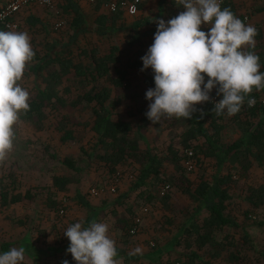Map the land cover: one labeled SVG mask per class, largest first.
Masks as SVG:
<instances>
[{
  "label": "trees",
  "instance_id": "1",
  "mask_svg": "<svg viewBox=\"0 0 264 264\" xmlns=\"http://www.w3.org/2000/svg\"><path fill=\"white\" fill-rule=\"evenodd\" d=\"M96 2L106 11L95 18L97 33L104 35L125 27L129 36L128 45H140L143 37L155 32V19L158 20L161 16L135 18L125 24L123 8L117 7L115 11H109L104 8L103 0ZM165 2L166 0H159V6L163 7ZM58 7L60 15L67 18V38L62 40L48 36L42 39L39 48L32 47L35 56L23 77H32L33 85L28 101L30 110L21 114L20 119L34 131H41L45 120L54 116L56 127L61 132L60 139L79 144L81 138L75 136L74 130L68 127V112L69 109L89 112L92 120L84 126L89 127L91 132L92 154L95 152L98 159L111 170L127 160L138 164V172L129 189H138V196L148 201L150 198L160 197L161 186L169 183L160 199L164 201L171 198V191L174 190L186 197L190 206L184 205L179 210L181 218L172 242L181 251L177 250L174 261L166 264H249L251 258L264 259V250L258 247L247 231H243L239 239L234 238V232L227 231V228L238 226L228 210L232 203L229 192L231 182L235 177L247 178L254 167L264 171V90H254L245 97L241 110L229 116L226 112L217 115L214 111V103L222 98L214 88L210 93V101L195 105L196 111L190 119L175 118L182 126L179 133L182 150L180 152L169 145L167 155L161 158L151 149L140 146L143 138L141 131L147 128L145 109H142L143 117L138 124V131L133 130L129 121L113 118V107L126 97L125 92L130 88L129 70L137 69L140 72L147 90L155 87L153 70L147 68L141 71L144 51L138 50L136 58H129L122 55L115 45L104 55L99 54L96 48H74L79 35L87 31L88 20L76 0H63ZM225 7L238 18L231 0H222L221 8ZM239 18L242 19L241 16ZM118 19L122 21L116 26ZM24 24L31 31L39 24L45 27L44 21L35 15L24 18ZM255 28L258 34L255 37L254 51L260 58V71L264 72L263 32L259 26ZM3 30L0 27V31ZM100 79L107 82L102 83ZM213 97L215 100H212ZM250 98L255 99L252 107L247 104ZM229 124L235 125L238 135L231 141H225L223 130ZM80 148L82 150L83 147ZM189 151L192 152L190 156L187 153ZM166 158L173 163V173L170 176L164 175L163 164ZM201 159L212 161L213 174L206 176L201 173L198 178L190 179L185 173L186 161L193 163L194 160L198 163ZM62 163L70 169H78L70 158L62 159ZM70 181L66 176L54 175L52 185L43 186L41 192L45 191L50 199L57 191L65 190ZM13 184L12 181L8 185L0 182V206L36 198L37 195L30 190L11 191L9 186ZM246 193L244 199L252 207L264 202V184L249 187ZM75 199L86 212L91 213L92 208H96L83 194L77 193ZM143 207L147 208L145 205ZM136 216L134 213L120 217L123 222L120 227L122 238L133 236L129 229ZM91 217L89 214L86 220ZM84 224L89 226V222ZM257 224H264V220L257 221ZM11 246L8 242L0 243V252L10 250ZM119 250L117 249L118 253Z\"/></svg>",
  "mask_w": 264,
  "mask_h": 264
},
{
  "label": "rangeland",
  "instance_id": "2",
  "mask_svg": "<svg viewBox=\"0 0 264 264\" xmlns=\"http://www.w3.org/2000/svg\"><path fill=\"white\" fill-rule=\"evenodd\" d=\"M231 2L238 18L242 17V19L239 18L242 22L254 27L259 26L263 32L264 40V0H231ZM89 3H92L90 9L95 6L94 2L89 1ZM41 6L45 10L43 18L45 27L39 24L31 31L21 17L17 20V29L12 31L28 33L32 47L37 46L39 48L42 39L48 36V38L66 40L69 31L67 18L62 14L60 15L55 0H52L50 6ZM105 13L103 8L96 15L92 13L91 17H88L86 12L89 25L87 31L79 35L74 48H96L99 54L104 55L107 54L112 45H115L119 47L122 55L129 58H136L138 50H143L144 54L147 53L148 48L153 43L155 32L143 37L140 45H128L129 36L125 27H119L101 35L97 33L95 18ZM173 13L174 8L160 18L169 17L171 14H175ZM134 16L123 15L124 23L131 22L135 18ZM121 21L122 19H118L115 25L118 26ZM156 21L157 19L154 23ZM58 23L60 24L57 25ZM201 30L207 32L209 26L202 24ZM128 76L131 82L130 88L125 92L126 97L113 107V118L129 121L133 130L138 131V124L143 117L142 109L148 111L151 101L145 98L147 86L144 84L140 72L137 69L129 70ZM31 80L32 77L20 82L21 86L28 92L33 85ZM100 82L105 83L107 81L100 79ZM68 115V127L74 130L75 136L81 138L79 144L71 140L62 141L60 139L61 132L56 127L54 116L45 120L44 128L41 131H34L30 125L21 119L15 125L13 149L8 154L7 159L0 163V179L2 180L0 182L8 185L12 181L14 184L9 186L11 191L24 192L30 190L37 196L32 201L23 200L5 207L0 206V243H11V248L23 247L25 249L23 264H56L58 261L56 258L60 256L56 255V251L67 249L69 246V240L64 235V230L69 225L79 222L84 216L89 215L86 209L80 207L76 202L75 196L80 193L93 205L97 207L103 205L94 215V221L107 224L108 230H111L113 226L121 227L120 217L123 215L127 217L135 213V215L140 216V228L152 232L149 246L153 250L159 251L161 261L173 260L175 253L180 248L171 243L173 247L169 252L165 251L167 247L163 248L162 246L164 243L174 240L181 218L179 210L184 205L190 206L186 202V197L174 190L171 191V198L164 201L160 199L162 197L160 194V197L150 198L148 201L146 198H140L138 189H129L138 172V164L127 160L113 170L108 168L98 159L95 152L92 154L91 132L89 127L84 126L86 122L92 120L91 114L84 110L69 109ZM145 118L147 128L141 131L143 138L140 140V146L142 148L151 149L161 158L167 155L169 145L181 152L179 133L182 126L175 118H162L159 123L155 124L147 117ZM237 135L238 129L234 124L227 125L223 130L225 141H231ZM80 146L83 147L82 150ZM64 158L72 159L78 169L73 170L64 165L62 163ZM163 169L165 176H170L173 173V163L168 158L164 160ZM213 172L214 166L209 159H201V162L198 163L193 160V168L185 169V173L190 179L198 178L201 173L210 176ZM54 175L66 176L71 181L65 190L57 191L49 199L46 192L41 191L43 186L52 185V176ZM114 176L118 177L117 181H115ZM114 183L116 184L115 190L110 191L109 187ZM231 183L232 187L229 192L232 203L229 204L228 210L238 226L227 228V231L234 232L238 238L243 229L249 230L254 235L258 247L264 250L263 235H260L264 233V224H257V221L264 220V202L252 207L244 199L249 187H258L260 184H264V171L254 167L250 170L247 178L235 177ZM93 187L97 188V194L90 192ZM51 189L55 190L54 187ZM49 200L56 203L53 204ZM144 205L147 206V212L143 211ZM168 220L171 221L168 222ZM112 236L113 234H111ZM64 253L66 255H63L68 257H63L59 262L67 260L68 264H76L67 250ZM0 254L2 253L0 252ZM249 264H264V259L251 258Z\"/></svg>",
  "mask_w": 264,
  "mask_h": 264
},
{
  "label": "clouds",
  "instance_id": "3",
  "mask_svg": "<svg viewBox=\"0 0 264 264\" xmlns=\"http://www.w3.org/2000/svg\"><path fill=\"white\" fill-rule=\"evenodd\" d=\"M221 2L176 0L185 10L167 22L157 21L153 43L141 57V71L151 67L154 73L155 87L145 93L151 101L146 116L153 124L162 118L190 119L195 105L210 101L214 88L222 95L214 111L229 116L241 110L245 97L254 90H264V72L254 51L257 29L229 8L222 9ZM202 24L209 26L207 32L201 30ZM34 56L28 33L0 31V163L13 149L21 114L30 110V93L20 82ZM247 104L254 106L255 99H248ZM64 235L69 240L67 252L76 264H118L107 224L92 221L85 227L83 221L76 222ZM24 260L23 247L0 254V264H23Z\"/></svg>",
  "mask_w": 264,
  "mask_h": 264
},
{
  "label": "crops",
  "instance_id": "4",
  "mask_svg": "<svg viewBox=\"0 0 264 264\" xmlns=\"http://www.w3.org/2000/svg\"><path fill=\"white\" fill-rule=\"evenodd\" d=\"M7 1H9V0H0V6H2ZM76 1L80 5V7L82 8L83 13L85 15L87 12L88 17H91L92 13H95V15L98 14L102 8L101 6H98L97 2L93 3L95 6L90 9V6L92 5V3H89L88 0H76ZM55 2L57 3V5H59L60 2L61 3L63 2V0H55ZM173 8H174L175 14L180 12V11L185 10L183 5H178L176 3V0H166L163 7L159 6V0H142L140 7H139V11L137 12L138 14L136 16H134V15L133 16L136 19H138V18H154L157 15L162 16L165 13H169L171 11V9H173ZM44 12H45L44 7H42L39 4L34 3V4H30V5L23 7L17 13V15H16L17 17L15 19L17 21L21 17H22V19H24L29 15H35V16H37L43 20L44 15H45ZM123 15L131 16V15H128L125 11H124ZM101 206H103V205H101ZM101 206H98V207L96 206V208L93 207L94 210L91 211V213L88 212V214L92 215L91 219L86 220L88 216H84L82 218L81 221H83V226H85L84 223H88V222L90 223V222L94 221V218H95L94 215H96V212L101 209L100 208ZM120 221H121V219H120ZM85 227H87V226H85ZM121 230L122 229L120 227H115V226H113L111 230L110 229L108 230V232H109L108 236L115 241L116 248L120 249L119 253L117 252L118 255L116 257L118 264H166L167 262H171L176 258V256H174L175 258L173 260H170V261L167 260L166 262L161 261L159 251H155V250H153V248H151L149 246L151 243V238H152V232L150 230L140 228V231L136 235L128 236L125 238L124 237L121 238V235L123 234L121 232ZM243 231H247L249 236H251V238L254 239V235H252L249 230L243 229ZM111 234H113L112 237H111ZM260 235H263V239H264V233H261ZM234 238L239 239V237L238 238L236 237L235 233H234ZM254 242H256L255 239H254ZM171 243H172V240L163 244V246H162L163 248L167 247L165 251H169V252L171 251V249L173 247ZM137 248L140 249L139 253L136 252ZM66 250L67 249L64 248L62 250L59 249L58 251H56V255H60V256H57L58 258H56L58 260L56 264H58L59 261H61L63 259V257H68V256L63 255V254L66 255V253H64V252H66ZM54 252H55V250H54ZM60 252H61V254H59ZM260 259H263V258H260ZM215 263H217V262H215ZM222 264H224V263H222Z\"/></svg>",
  "mask_w": 264,
  "mask_h": 264
},
{
  "label": "built area",
  "instance_id": "5",
  "mask_svg": "<svg viewBox=\"0 0 264 264\" xmlns=\"http://www.w3.org/2000/svg\"><path fill=\"white\" fill-rule=\"evenodd\" d=\"M90 2H96L99 0H88ZM103 6L109 11H115L117 7H121L124 9V11L128 15H136L138 12V7L141 2V0H103ZM39 4L43 6H50L52 3V0H9L6 3H4L2 6H0V27H2L4 30L7 31H12L17 29L18 24L17 21L15 20L16 14L25 6L30 5V4ZM180 12L171 15L169 17H161L159 19H163L165 22H167L169 19L175 17L178 15ZM158 19V20H159ZM157 20V21H158ZM157 21L155 24V32L157 29ZM58 23L57 25H59ZM212 100H215V97L212 98ZM188 155H192V152L189 151L187 152ZM186 167L187 169H192L193 168V163L191 161H186ZM115 181L118 180L117 176H114ZM116 187V184L114 183L112 186L109 187L110 191H114ZM169 185L165 184L164 186H161L160 188V194L163 195V193L168 189ZM97 188L93 187L90 192L92 194H97ZM144 212H147V208H143ZM133 225L129 229V233L131 235H135L137 231H139L140 225H141V218L140 216H136L133 221ZM62 264V263H61ZM75 264V263H71Z\"/></svg>",
  "mask_w": 264,
  "mask_h": 264
}]
</instances>
